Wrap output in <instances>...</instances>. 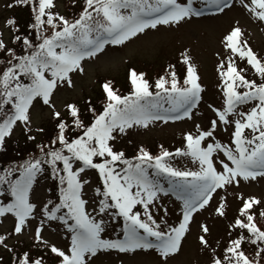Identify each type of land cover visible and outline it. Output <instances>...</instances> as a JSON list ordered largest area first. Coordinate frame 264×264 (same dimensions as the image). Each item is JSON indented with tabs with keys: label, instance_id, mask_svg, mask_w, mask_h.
Listing matches in <instances>:
<instances>
[{
	"label": "snow or ice",
	"instance_id": "obj_1",
	"mask_svg": "<svg viewBox=\"0 0 264 264\" xmlns=\"http://www.w3.org/2000/svg\"><path fill=\"white\" fill-rule=\"evenodd\" d=\"M240 3L258 22L264 23V0H240ZM233 6V0H84L78 18L69 20L52 11L54 0H33L34 23L29 27L35 29L39 42L33 43L28 35H16L14 41L21 42L25 53L18 55L0 40V52L7 56L4 68L0 69V150L16 127H21L25 134L32 132L31 112L37 103L52 110L57 131L49 145L61 147L39 145L40 157L33 156L0 175V217L7 214L14 217L15 233H22L30 217H42L40 226L35 228V240L55 254L58 264H95L100 256L113 251L128 254L137 250H154L159 264H169L182 250L194 214L209 206L218 189L227 190L241 181L264 178V59L242 39L243 30L238 22L223 38L228 59L227 64L222 60L218 69L223 82V110L213 108L218 120H211L204 130L197 125L196 136L184 137L186 149H176V155L190 156L198 170L172 166L168 159L173 153L166 149L153 156L141 147L133 162L115 148L117 139L134 126L192 118L202 88L186 53L182 54V63L187 66L182 84L175 71L159 76L152 85L145 73L130 69L129 94H120L112 81L103 82L100 87L105 95L104 106L97 111L90 101L86 102L92 112L88 122L81 118L77 104L67 103V114L79 130L75 138H67L69 125L53 103L58 90L73 86L72 74L84 73L82 62L103 54L106 45H123L139 34H146V30H158V26H179L200 17L205 9L224 13ZM7 25L14 27V20L9 19ZM237 58L251 66L259 82L247 78V68L238 71ZM248 105L251 106L247 110H239ZM230 115L238 118L230 119ZM220 124L225 131L234 125L231 133L234 148L215 142L213 134ZM245 130H249L247 135ZM27 139L35 137L29 134ZM118 164L124 166L120 171L116 170ZM87 170H96L103 182L102 188L95 189L96 196L102 198L92 213L86 210L88 200L84 198L85 186L91 187V183L81 175ZM41 177L56 182L58 202L51 198L34 202ZM168 196L181 202L178 225L168 224L167 209L163 216H154L153 210L162 207V197ZM260 203L252 197L243 201L240 209L243 218L235 219L233 225L242 234L230 240L222 256L214 255L211 264H264V229L257 225L251 212ZM224 208L220 203L215 211L225 216ZM120 220L123 224L116 238H105L110 227L115 229L113 222ZM45 221L59 222L70 234L66 250L42 240ZM199 227L203 233L198 237L199 244L208 249L211 246L204 234L209 229L205 225ZM245 230L247 236L243 235ZM5 240L0 235V245L11 252ZM245 241L257 246L252 260L243 250ZM18 264H43V261L25 252L18 258Z\"/></svg>",
	"mask_w": 264,
	"mask_h": 264
},
{
	"label": "rangeland",
	"instance_id": "obj_2",
	"mask_svg": "<svg viewBox=\"0 0 264 264\" xmlns=\"http://www.w3.org/2000/svg\"><path fill=\"white\" fill-rule=\"evenodd\" d=\"M245 2H248V0H245ZM8 4H13V7H8ZM54 4L53 12L73 20L79 15L84 0H54ZM233 4L234 6L224 13L215 12L194 17L188 22H182L179 26H158V30H146V34H139L138 37L132 38L123 45H106L103 54H98V57L82 62L84 66L83 74H72V87L65 86L56 92L53 97L55 109L61 112L62 117L68 116L65 108L67 103H75L79 109L81 107L86 110L87 98L94 97L95 93L100 91V85L103 81H112L114 88L120 94H125L126 91L121 90L119 87L122 86L119 78L127 77L126 82L130 85L128 79L130 69H134L138 73L147 72V76L151 81H155L159 76L166 75L170 71H175L177 78L183 79L187 66L182 63V54L186 53L199 76V84L203 86L202 100L199 108L192 111V118L169 120L167 123L154 121L149 123L147 127L134 126L115 142V148L123 152L128 151L129 145L137 150L141 147L144 149L153 148L155 152L165 148L174 149L179 146L185 150V135L192 134L196 136L198 134L197 125H200L201 130L208 129L211 120H218L212 109L223 110V82L218 69L222 60L225 64L228 62L227 50L224 47L223 40L225 34L238 22L243 30L242 39L246 41L258 57L264 59V23L258 22L248 13L241 6L240 0H233ZM14 15L20 17L21 23H27L26 31L28 32L26 35L33 43H38L39 41L35 39L36 31L31 30V27H29L34 23L33 12L30 16L28 8H24L19 0H0V40L9 48L15 49L18 55H22L25 53L22 50L21 43L16 45L14 41V37L19 35L17 27L7 25V21L9 19L13 20L12 16ZM44 34L47 35L48 32L45 31ZM20 36L25 35L21 33ZM6 59V54L0 52V69L4 68ZM13 62L15 63V61ZM236 62L238 71L241 68H247V76L259 82V77L255 75L250 65H246V61H240L237 58ZM170 65L174 67L170 68ZM210 105L211 107H209ZM250 106H242L239 110H247ZM51 113L52 110L47 106L37 103L31 112L32 132L25 134L21 127H16L13 134L6 138L4 149L0 150L1 172H4L5 169L18 167L33 156L40 157L42 155L38 146L41 144L47 145L49 133L46 132L52 130L53 127L56 129V120ZM229 118L234 120L238 116L230 115ZM37 128H43L44 131L37 132ZM224 129L225 126L220 124L213 135L215 142L228 145L234 125L228 127L227 131ZM248 131L245 130L246 135ZM29 134L33 135L35 139L28 140L27 135ZM17 142L22 143L17 145ZM49 146L61 147L59 144ZM176 163L174 167L182 170H198V165L193 164L190 156H178ZM217 166L219 167V165ZM45 167L47 166L45 165ZM81 175L91 183V187L85 186L86 195L84 198L88 200L86 210L92 213L93 207L98 208L99 199L95 194L98 179L96 174L89 170ZM54 185L55 182L51 178L41 177L33 196L34 202H46L51 196L54 198L55 195L51 194L56 190ZM165 187H167L166 183ZM48 189L52 191L49 192ZM250 197L261 202L251 209L254 217L264 218V216H261V213H264V178L257 177L254 181H241L239 185L230 186L227 190L218 189L217 193L213 194L209 206L194 214L191 232L186 235L182 250L169 260V264H211L214 255L217 258L222 256L230 240L239 238L242 234L233 225L235 219L243 218L240 216V209L243 201ZM160 203L162 207L159 211L153 210L154 216H163L164 209H167L165 218L168 224L178 225L182 216L181 202L173 196H168L162 197ZM220 203L225 206V216H219L215 211ZM41 219L42 217H36L35 219L30 217L22 233L17 234L14 231V217L11 214L0 217V235L6 237L5 243L8 248L12 249L10 252L3 245H0L1 257L6 259L11 253L7 260L14 261L27 252L35 259L58 262L57 257L50 252L49 248L45 247L41 241L35 240V228L40 226ZM113 223L116 226V223ZM200 225H205L209 229V233L204 234L211 246L208 249H203L199 244L198 237L203 234ZM104 235L105 238L114 239L116 238V229L110 227ZM243 235H248L246 230ZM41 236L42 240L48 241L62 250L69 247L70 234L57 221H45ZM242 247L246 255L253 259L257 246L245 241ZM213 249H215V253H213ZM95 264H159V257L154 250H148L147 252L137 250L136 253L128 254H118L113 251L111 254L100 256Z\"/></svg>",
	"mask_w": 264,
	"mask_h": 264
},
{
	"label": "trees",
	"instance_id": "obj_3",
	"mask_svg": "<svg viewBox=\"0 0 264 264\" xmlns=\"http://www.w3.org/2000/svg\"><path fill=\"white\" fill-rule=\"evenodd\" d=\"M18 25H20L19 26V29L21 30V31H23L24 33V35H26V33L28 32V31H26V29H27V23H21V22H19L18 23ZM18 27V26H17ZM35 30L34 28H31V30ZM18 34H20V31H18ZM15 43H16V45L17 44H20L21 42H19V41H15ZM14 43V44H15ZM13 50H15V49H13ZM119 80H120V84L122 85V86H119L120 87V89L121 90H123V91H126V92H130V88H129V85L127 84V82H126V77H124V78H119ZM122 95H124V94H122ZM99 96V97H98ZM102 95H101V93H98V95H97V99H98V101L96 102L95 100H96V98H95V100L94 99H91V104H92V106L93 107H95V108H100V107H102V106H104V98H102L101 97ZM101 97V98H100ZM100 98V99H99ZM96 102V103H95ZM88 106H86V110H83L82 108H80V113H81V118L82 119H84L85 120V122H88V120L91 118V116H92V112H90L88 109ZM71 118V117H70ZM65 122L66 123H68V125H69V129L68 130H66V132L68 133L70 130H71V128H73V130H76L75 129V125L72 123V121H69V120H65ZM55 128V127H54ZM52 129V130H50V131H48V132H46V133H49V139L47 140L48 141V144H49V141H50V139H54L55 138V135H56V131H57V129L55 130V129ZM79 130H76V132H78ZM74 134H77V133H74ZM22 142H17L16 144L17 145H19V144H21ZM41 145H43V144H41ZM133 146H129L128 147V151H126L125 153H126V155H125V158H130V157H132V158H134L136 155H138L139 154V150L137 151V149H134V148H132ZM146 151H148V152H150L152 155H155L156 153H158V152H156V153H154L153 151V149L151 148V149H145ZM133 162H135V160H133ZM4 173L3 172H1L0 171V175H3ZM4 187H6V186H4ZM59 193V192H58ZM264 220V218H260V220L259 219H257V218H254V221L256 222V223H258L259 221H263ZM10 255H11V253L9 254V257H10ZM8 257V258H9ZM23 257V256H22ZM22 257H20V258H22ZM8 258H2L1 257V253H0V264H18V258H16L14 261H10V260H7Z\"/></svg>",
	"mask_w": 264,
	"mask_h": 264
}]
</instances>
